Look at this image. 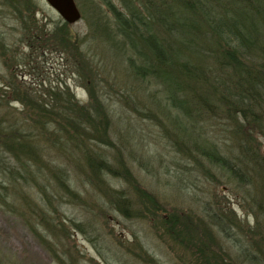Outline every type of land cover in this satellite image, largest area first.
Returning a JSON list of instances; mask_svg holds the SVG:
<instances>
[{
	"label": "rangeland",
	"instance_id": "obj_1",
	"mask_svg": "<svg viewBox=\"0 0 264 264\" xmlns=\"http://www.w3.org/2000/svg\"><path fill=\"white\" fill-rule=\"evenodd\" d=\"M74 1L80 18L67 23L46 0H0L2 134L29 139L22 160L50 180L0 175V264H264V89L243 116L234 92L179 75L205 98L188 121L139 68L147 17L176 15L174 0ZM132 13L136 26L122 28ZM89 87L109 124L71 138L61 104L88 105ZM6 149L0 140V163L17 165ZM96 154L111 173L90 169Z\"/></svg>",
	"mask_w": 264,
	"mask_h": 264
},
{
	"label": "trees",
	"instance_id": "obj_2",
	"mask_svg": "<svg viewBox=\"0 0 264 264\" xmlns=\"http://www.w3.org/2000/svg\"><path fill=\"white\" fill-rule=\"evenodd\" d=\"M210 2L214 3L208 6ZM166 5L176 9L178 13L169 17L165 12L158 15L156 21L147 17L148 22L144 23L146 32L145 34L141 32L140 40L149 54H142L141 65L136 67L147 70L148 75L163 83L165 89L170 92L176 109L188 121H191L189 102L191 101L195 113L200 117L203 110L205 111V98L204 95L197 92L195 94L185 87L183 81L178 78L179 75L194 78L198 83H208L214 88L221 89L225 95L230 91L234 92L236 101L245 105L239 107L243 116H247L246 111L249 113L255 109L248 108V104L258 108L253 101L264 89V46L255 39L264 34V0H174L173 5ZM110 6L113 7L111 3ZM154 10L160 11L162 8L159 6ZM114 14L116 17L120 15L117 10ZM136 17L135 13L131 14V19L120 17L122 28L136 26L135 20L140 19ZM159 27L163 28V34L159 33ZM174 34L177 37H174ZM208 39L210 40L207 42ZM205 42L210 45L207 47L208 53L204 52ZM242 60L247 63H243ZM76 67L81 73L88 71L82 69V66ZM59 92L62 95V92ZM88 94V105L79 106L69 99L61 104L59 117L68 130L71 132L75 130V133L70 134L71 138H77L78 133L87 128H90L92 134L97 133L99 128L105 130L109 124L110 116H107V108L100 103L103 111L101 114L90 87ZM90 107L93 108V113L89 111ZM41 108L45 107L41 106ZM5 127L0 126V140L17 165L11 166L10 159L4 164L0 163V175L8 176L14 172L13 182L24 174L31 181L43 177L49 183L50 180L43 175L42 167L33 168L31 163L27 166L26 161L22 160L24 153L28 156L35 153L32 142L18 135L16 138L4 136L2 131ZM185 131L184 128L183 133ZM94 138L97 139V136L94 135ZM87 161L91 166L90 169L98 171L99 176L102 175L101 173H111L113 170V166L100 154L88 157ZM48 172L61 187L71 192L66 183L67 173L64 170L55 167ZM0 188H3L1 184ZM6 194L7 191L0 193V197L5 199ZM146 197L152 196L147 194ZM150 205L152 208H148V211L154 209L152 212L156 214V202ZM163 230L171 236L173 225L166 223L163 225Z\"/></svg>",
	"mask_w": 264,
	"mask_h": 264
},
{
	"label": "water",
	"instance_id": "obj_3",
	"mask_svg": "<svg viewBox=\"0 0 264 264\" xmlns=\"http://www.w3.org/2000/svg\"><path fill=\"white\" fill-rule=\"evenodd\" d=\"M67 23L75 22L80 18V12L74 0H46Z\"/></svg>",
	"mask_w": 264,
	"mask_h": 264
}]
</instances>
